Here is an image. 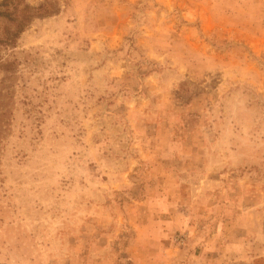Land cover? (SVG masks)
<instances>
[{"label": "rangeland", "instance_id": "374dc122", "mask_svg": "<svg viewBox=\"0 0 264 264\" xmlns=\"http://www.w3.org/2000/svg\"><path fill=\"white\" fill-rule=\"evenodd\" d=\"M48 3L0 45V264H264V0L0 11Z\"/></svg>", "mask_w": 264, "mask_h": 264}, {"label": "trees", "instance_id": "16d2710c", "mask_svg": "<svg viewBox=\"0 0 264 264\" xmlns=\"http://www.w3.org/2000/svg\"><path fill=\"white\" fill-rule=\"evenodd\" d=\"M9 2L5 1L1 4L2 7L6 6ZM58 13L57 7L48 3L40 7H32L28 4L17 5L14 11L6 9L0 11V17H5L12 24L5 31V35L0 39V45L12 46L16 43L19 35L24 29L38 17L51 16Z\"/></svg>", "mask_w": 264, "mask_h": 264}]
</instances>
